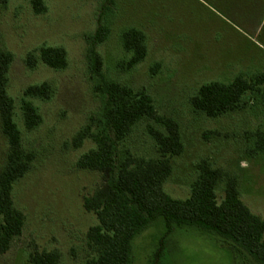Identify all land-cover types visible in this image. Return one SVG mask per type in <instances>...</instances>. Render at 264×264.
<instances>
[{
    "label": "rangeland",
    "instance_id": "1",
    "mask_svg": "<svg viewBox=\"0 0 264 264\" xmlns=\"http://www.w3.org/2000/svg\"><path fill=\"white\" fill-rule=\"evenodd\" d=\"M43 1L47 9L41 13L32 0L0 4V49L14 55L8 92L24 145L36 154L32 169L13 191L26 223L10 249L0 253V264H33L36 251H57L58 264H86L95 255L87 232L98 219L85 209L84 199L104 178L100 171L77 165L95 143L86 139L76 147L74 140L102 108L91 70L92 46L107 78L147 91L158 114L179 123L184 150L171 158L166 191L186 199L201 165L209 164L224 173L216 188L219 201L228 177H236L243 202L264 218V151L257 150L264 137V87L248 93L241 108L215 118L192 104L206 83H229L240 75L251 78L264 72V0ZM101 25L109 28V35L94 43ZM131 27L146 34L148 54L128 68L131 53L123 47L122 34ZM43 46L64 47L67 66L54 69L40 59L36 67H28V54L39 56ZM45 81L51 83L53 95L49 100L31 99L43 121L27 130L20 110L23 92ZM149 126L163 129L154 120H141L119 144L120 156L126 151L146 159L160 156ZM7 150L0 122V171ZM164 233L161 220L140 232L133 240L132 264H260L214 233L189 226Z\"/></svg>",
    "mask_w": 264,
    "mask_h": 264
},
{
    "label": "trees",
    "instance_id": "2",
    "mask_svg": "<svg viewBox=\"0 0 264 264\" xmlns=\"http://www.w3.org/2000/svg\"><path fill=\"white\" fill-rule=\"evenodd\" d=\"M7 3L8 0H0L1 5ZM32 4L37 13L47 9L43 0H32ZM108 35L109 28L101 25L94 43L103 42ZM122 42L125 50L131 53L128 68L147 57V38L141 29H126ZM89 54L95 88L102 95V108L74 140L76 147L86 139L95 143L94 148L79 158L77 165L100 171L104 182L94 194L84 199L85 209L94 212L98 219L87 232L88 245L95 255L86 264H132L134 238L159 220L164 224V236L176 227H194L217 234L264 264V218L243 202L238 179L228 177L225 196L219 201L216 188L224 173L209 164L201 165L200 176L192 185L190 196L186 199L172 197L164 185L173 172L171 158L184 150L179 123L159 115L153 97L147 91L135 90L107 78L102 70L101 56L93 46ZM40 59L54 69L65 68L68 64L67 51L59 46H43L39 56L30 52L26 64L34 68ZM13 61L12 52L0 49V122L8 143L5 164L0 171L1 254L6 253L13 240L23 232L26 215L15 205L14 185L32 169L36 159L35 152L24 145L15 101L8 92ZM262 87L264 72L251 78L240 75L229 83L213 81L200 87L192 104L196 110L215 118L241 108L245 96ZM53 92L48 81L24 90L20 110L27 130L37 128L43 121L39 106L31 99L49 100ZM143 119L154 120L163 128L149 126V134L155 140L160 156L146 159L133 156L129 151L120 156L119 144ZM257 150L264 151L263 136L257 142ZM59 259L55 250L36 251L31 255L33 264H58Z\"/></svg>",
    "mask_w": 264,
    "mask_h": 264
}]
</instances>
